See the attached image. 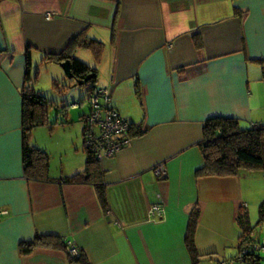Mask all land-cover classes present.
<instances>
[{
  "label": "crops",
  "instance_id": "obj_1",
  "mask_svg": "<svg viewBox=\"0 0 264 264\" xmlns=\"http://www.w3.org/2000/svg\"><path fill=\"white\" fill-rule=\"evenodd\" d=\"M84 36L104 44L99 62L78 45ZM65 52L97 69L108 107L141 131L100 162L106 209L95 184L65 181L86 170L87 152L67 134L73 122L60 124L61 107L50 112L56 99L37 112L48 124L32 139L45 144L36 129L47 127L59 161L44 151L48 179L24 167L28 71L32 81L46 62L61 80L66 61L49 58ZM221 117L264 124V0H0V264H72L64 244L91 264H243L236 220L247 209L259 223L264 172L198 175L206 123ZM154 205L161 215L151 216ZM37 236L52 242L25 254L22 244Z\"/></svg>",
  "mask_w": 264,
  "mask_h": 264
},
{
  "label": "trees",
  "instance_id": "obj_2",
  "mask_svg": "<svg viewBox=\"0 0 264 264\" xmlns=\"http://www.w3.org/2000/svg\"><path fill=\"white\" fill-rule=\"evenodd\" d=\"M93 53L96 60L99 62L104 54V44L100 41L84 36L78 44ZM198 48L202 49V43H198ZM52 62L61 63L63 61L71 62V72L74 87L80 86L86 92L85 97H89V101L93 95L99 90L97 88V69L92 68L81 60L77 59L71 53L65 52L59 57H50ZM27 81H30L29 71ZM78 83V85H77ZM57 86V84H56ZM69 87L67 88V90ZM23 105V162L26 174L29 177L32 175L36 179H48L49 171V156L46 152L36 147L32 139V132L35 128L47 125L48 122L39 118L38 111L45 110L51 103L50 100L36 92L32 87H26L24 94ZM90 104V103H89ZM66 108V107H64ZM91 109V107H90ZM62 114V112H61ZM68 113L65 112L61 116L60 124L67 126L71 121L67 118ZM56 124V122H55ZM132 125V124H131ZM53 129V124L48 125ZM250 129H243L241 122L235 118H214L206 123L204 130L205 141L201 145V151L205 158V167L198 172L199 176H217L231 177L240 174L244 168L254 169L264 172V124H253ZM85 125L83 137L85 135ZM141 134L137 132L134 125L129 132V136L134 138L135 135ZM85 139V138H84ZM84 147L87 152V167L83 173H78L70 178H66L68 183L76 182H92L97 188L98 197L104 209L107 207L105 185L102 174L101 161L96 159L91 150H87L84 141ZM43 174H42V171ZM99 174V175H98ZM98 176V181L92 179ZM200 217L199 211L192 215L189 223V235L187 239L188 248L193 255H198L195 243L192 236L198 225ZM237 225L240 228L239 238V254L247 250L244 255L245 264H262L261 252L256 251V245L261 242L255 237L254 231L264 225V203L259 207V223L253 226L251 223L250 213L244 209L237 216ZM52 242V238L37 236L34 241L24 242L22 244L23 252L28 254L38 246H44ZM62 248L65 249L70 257L72 264H91L85 251L79 250V255L73 257L69 251L67 244Z\"/></svg>",
  "mask_w": 264,
  "mask_h": 264
},
{
  "label": "rangeland",
  "instance_id": "obj_3",
  "mask_svg": "<svg viewBox=\"0 0 264 264\" xmlns=\"http://www.w3.org/2000/svg\"><path fill=\"white\" fill-rule=\"evenodd\" d=\"M85 52H88L89 56L93 58L91 51L87 50ZM80 60L84 61L82 59ZM53 68H54L53 65L50 66L46 62H37L32 71V76H31L32 81H29L28 87L36 88L35 89L36 92L40 93L43 96H46L50 101H54L56 99V103H53L51 106L50 112L52 114L54 115L56 114L55 111L58 110V105L61 107L60 110L62 114H64L65 112L68 113L67 118L73 122V125L69 127L67 134L71 136L74 142V146L76 145L78 146V148H80V150L82 151V155L85 158L86 154L84 151L85 147H84V137L82 131L84 126L83 123L81 122V117L83 116V114L89 113L90 111L87 103L84 102L86 92L83 88H78V89H76L75 87L71 88L72 85L69 82L70 79H68L65 73H63L61 80H53L54 77ZM68 87L69 90L67 91ZM74 103H76L77 105L76 107L72 106ZM241 127L243 129H250L252 126L251 124L248 123H241ZM46 128L47 127L36 129L37 133L45 134V137L42 138L45 144H40V145L36 144V145H38V147L40 146L43 151L46 152L49 151L48 154L50 155L52 162H54L56 166L57 162L59 161L60 154L54 152L55 149H57L56 141L55 142L52 141L51 137H49L50 135H49V131L47 130L48 128L47 129ZM95 131L99 133V129L97 127H95ZM43 148H45L46 150ZM72 150L73 151H71L70 154L75 155L76 154L75 148H73ZM223 232L224 231L222 230V232L220 233L222 234ZM254 233H255V237L262 244H264V225L258 227L254 231ZM260 255H261L260 257H264V252H261Z\"/></svg>",
  "mask_w": 264,
  "mask_h": 264
},
{
  "label": "built area",
  "instance_id": "obj_4",
  "mask_svg": "<svg viewBox=\"0 0 264 264\" xmlns=\"http://www.w3.org/2000/svg\"><path fill=\"white\" fill-rule=\"evenodd\" d=\"M111 101L109 91L106 89L99 90L90 99V114L85 117V135L84 141L87 150H91L99 161L105 158L114 157L125 147L131 144L133 138L129 136L132 125L129 121L122 118L116 111L110 109L108 104ZM95 127L99 129V133L95 131ZM160 175V174H159ZM5 212H0L4 215ZM162 214V208L154 205L151 208V216L155 217ZM256 251L264 252V245H256ZM68 251L73 257L79 255L78 249L68 246ZM247 250L240 252L239 261L245 264L244 255Z\"/></svg>",
  "mask_w": 264,
  "mask_h": 264
},
{
  "label": "water",
  "instance_id": "obj_5",
  "mask_svg": "<svg viewBox=\"0 0 264 264\" xmlns=\"http://www.w3.org/2000/svg\"><path fill=\"white\" fill-rule=\"evenodd\" d=\"M62 68L65 71L66 76L68 77V79H73L72 77V72H71V62L66 61L65 63L61 64ZM261 261L264 263V257H261Z\"/></svg>",
  "mask_w": 264,
  "mask_h": 264
}]
</instances>
